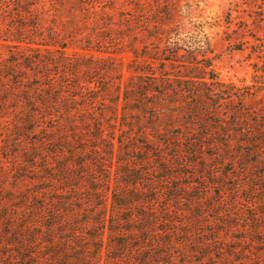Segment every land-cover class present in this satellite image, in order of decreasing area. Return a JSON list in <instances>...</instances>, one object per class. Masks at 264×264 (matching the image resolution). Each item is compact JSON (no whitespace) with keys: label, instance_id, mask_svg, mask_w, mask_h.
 Instances as JSON below:
<instances>
[{"label":"trees","instance_id":"1","mask_svg":"<svg viewBox=\"0 0 264 264\" xmlns=\"http://www.w3.org/2000/svg\"><path fill=\"white\" fill-rule=\"evenodd\" d=\"M115 1L0 0V48L9 51L0 55V115L39 135L22 146L27 159L16 165L25 189L15 197L18 224L10 236L42 251L33 253L40 256L34 263L19 245L21 264H173L177 243L150 238L155 217L141 212H156L157 181L186 189L171 185L189 177L185 165L208 170L198 185L207 193L217 186L218 205L225 201L222 184L205 179L248 175L250 184L238 187L258 200L253 210L264 209V101L248 105L250 88L218 79L209 40L179 37L168 4L153 19L143 3L124 1L118 9ZM239 6L252 22H239L238 36L249 32L260 41L251 47L262 58L264 0ZM126 51L133 57L124 80L112 55ZM216 166L232 168L215 173ZM136 212L144 218L134 220ZM255 217L264 220V211ZM159 248L168 251L154 252ZM235 250L241 257L233 264H264V249L252 259L251 250Z\"/></svg>","mask_w":264,"mask_h":264},{"label":"rangeland","instance_id":"2","mask_svg":"<svg viewBox=\"0 0 264 264\" xmlns=\"http://www.w3.org/2000/svg\"><path fill=\"white\" fill-rule=\"evenodd\" d=\"M124 1L145 4L147 11L152 10L154 13L153 19L158 18L159 10L169 11L168 8L160 6L168 4L175 17L172 27L179 26V37L191 38V41L198 43H203L206 39L209 40L213 52L208 53V57L213 58L212 67L218 79L225 84H233L238 88H250V95L246 98L248 105L260 99L262 102L264 101V57L258 58L254 48L251 47L261 42L248 36L249 32L246 33L245 37L238 36L237 30L242 26L239 22H252L247 11H243L244 7L239 6L243 0H116V7L119 9L120 4ZM126 7L132 8L130 5ZM140 10L145 9L141 8ZM228 18L231 20L229 24ZM258 35L263 39L262 44L264 46V31L259 32ZM175 37L177 36L173 38ZM238 41H247L248 43L242 46L238 44ZM8 53L7 49L0 48V55L7 56ZM112 56L119 59L123 67V79L126 80L129 75L128 64L133 57L132 53L126 51ZM254 64H257L261 70L256 71ZM13 123L8 117L0 115V264H21L17 259V247L19 245L26 255L42 251L40 245H31L21 239H19L20 244H18L10 236L13 227L18 224L15 197L25 189V184L16 180L22 175L21 173L17 174L16 165L27 159L21 152L22 146L27 142H32L35 138H39L37 133L25 132L21 128H15ZM216 167L219 168L214 169L215 173L225 172L232 168V166ZM239 167L243 166L239 165ZM183 170L188 173L189 177L174 178L171 185L174 187L184 185L186 189L176 191L173 188L165 187L166 182L158 183L157 181L158 204L155 205L156 212L147 213V209H144L145 212H141L155 217L150 238L155 234V236L159 235L161 243L169 238L177 243L173 246V253H171L175 256L171 261L173 264H233V259L241 257L235 248H241L245 251L251 250L252 254L247 256L251 259L254 258V253H257L256 250L264 249V245L253 242L256 239H264V234L250 231L252 228L258 227L264 230V220H256L255 217V214L261 213L264 209L260 207L253 210V202H258V200L252 195L250 189L238 187L242 183L250 184L251 180L247 177L248 175L243 180L236 182L231 178L222 177L218 179L208 176V179H205L208 184L214 181L219 182L222 184L220 188L225 192L224 204L218 205L217 190L219 188L214 186L216 188H212L207 193L203 191L204 185L201 187L198 185V183H204L199 175L208 173V170H205L201 165H185ZM28 175L32 177V174ZM149 177L154 178L153 175ZM32 182L37 184L36 180ZM255 184L261 188V183L255 182ZM192 186H198L200 190L189 193V188ZM164 194L168 195L166 200ZM194 194H198L203 199L199 196L197 199L195 197L190 198ZM176 195H181L183 198L177 202L175 198H172ZM260 197L258 195V198ZM234 200L236 201L234 202ZM165 207H167L166 210H163ZM234 211L236 216L231 214ZM139 213H133L136 215L134 220H137V217L144 218L139 216ZM219 213L228 216L222 215L221 217ZM136 226L141 225L136 224ZM244 229H247V232ZM165 230L173 232L169 233L168 237H162L166 234ZM135 236L132 237L134 239L133 245L139 243L138 236ZM242 236L251 239L245 240V242L238 240ZM151 240L149 239L147 243ZM151 242L157 245L158 238ZM162 251L168 250L164 248L154 250L156 253ZM33 255L31 261L38 263L40 261L39 254ZM261 256L264 257V254ZM225 258L226 260H224Z\"/></svg>","mask_w":264,"mask_h":264}]
</instances>
